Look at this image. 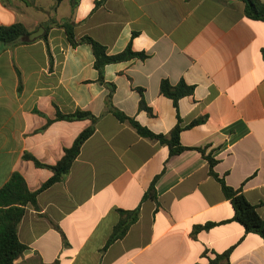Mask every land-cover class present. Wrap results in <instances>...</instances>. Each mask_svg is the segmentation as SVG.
<instances>
[{"label":"crops","instance_id":"1","mask_svg":"<svg viewBox=\"0 0 264 264\" xmlns=\"http://www.w3.org/2000/svg\"><path fill=\"white\" fill-rule=\"evenodd\" d=\"M54 20L110 55L146 53L105 68L113 105L156 134L169 135L180 118L181 144L217 160V175L264 220V21L248 19L242 0H80L75 10L69 0H0V27H50L47 38L0 50V190L16 172L39 189L53 172L24 156L56 165L92 125L58 113L99 118L66 180L39 196L38 210L27 208L19 239L28 250L16 264H208L229 250L231 264H264V239L233 220L205 156H171L108 112L91 46L73 48ZM165 80L194 87L178 110L160 92ZM157 177V201L144 200ZM137 208L138 222L104 251L119 211Z\"/></svg>","mask_w":264,"mask_h":264},{"label":"trees","instance_id":"2","mask_svg":"<svg viewBox=\"0 0 264 264\" xmlns=\"http://www.w3.org/2000/svg\"><path fill=\"white\" fill-rule=\"evenodd\" d=\"M22 1L26 2V0ZM69 2L72 10H75L79 6L80 0H69ZM242 2L245 4V15L248 19L253 21H264V2L262 0H242ZM53 25L65 30L67 40L73 48L83 44L91 46L95 57L94 67L99 73V82L105 85L109 90L106 101L108 112L112 113L120 122L129 123L140 136L167 146L170 149L171 156L179 155L187 150H197L201 152L209 162L210 175L221 184L226 199L229 200L234 207L235 217L233 220L240 223L247 233L258 234L264 239V220L259 215L258 208L246 199L242 189L229 187L225 180L217 175L214 168L218 161L211 155L206 156V151L204 149H190L181 144V133L184 128L181 126L180 118L178 125L169 135L156 134L143 127L136 119L119 111L113 105V96L116 87L105 81V68L111 64L127 62L133 59L144 61L148 58V55L146 53L134 52L131 46H128V48L120 54L110 55L105 46L90 37L77 39L73 26L69 23H60L54 20ZM49 31L50 27L46 26V33L40 39L47 38ZM30 34L31 32L21 23L0 27V50L10 45L29 44ZM160 92L165 97L173 100L174 106L178 110L179 101L184 97L193 95L194 87L187 85L185 82L173 86L169 81L165 80L161 83ZM140 110L152 114L151 108L148 107L144 101L140 103ZM56 120H90L92 125L79 135L71 148L65 150L62 159L56 165L43 164L30 154L24 156V159L33 162L36 168H48L53 172V176L39 189L31 191L25 177L21 173L16 172L12 175L9 182L0 190V264H16V262L25 255L28 247L19 239V228L27 213V208L32 206L38 210L39 196L54 185L66 180L74 162L81 153L83 145L94 135L99 118L89 112L77 111L71 115L58 113ZM203 122H205V118L192 122L187 128L194 127ZM158 178L159 177L152 182L148 192L144 196V200L151 198L157 201L156 183ZM119 213L121 216L120 221L116 225L104 251L115 242L124 239L131 227L136 224L140 218V208L132 211H119ZM212 226L213 225L198 227L195 229V232L209 229ZM208 264H231V251L229 250L223 254L214 253V257L210 259Z\"/></svg>","mask_w":264,"mask_h":264},{"label":"water","instance_id":"3","mask_svg":"<svg viewBox=\"0 0 264 264\" xmlns=\"http://www.w3.org/2000/svg\"><path fill=\"white\" fill-rule=\"evenodd\" d=\"M44 34H45V28L41 27L38 31L30 34L29 40L30 41H35L36 39H39V38L43 37Z\"/></svg>","mask_w":264,"mask_h":264}]
</instances>
